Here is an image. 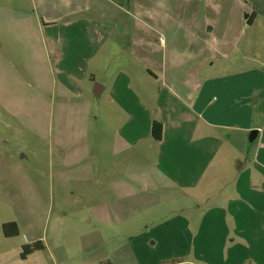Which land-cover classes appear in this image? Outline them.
I'll use <instances>...</instances> for the list:
<instances>
[{"label": "crops", "instance_id": "crops-1", "mask_svg": "<svg viewBox=\"0 0 264 264\" xmlns=\"http://www.w3.org/2000/svg\"><path fill=\"white\" fill-rule=\"evenodd\" d=\"M126 1L67 0L65 7L60 0L40 2L39 32L53 72L54 99L61 100L59 113L83 117V156L73 163L83 162V181L95 184L83 189L84 197H94L88 211L116 228L133 225L146 209L144 200L162 201L155 194L160 191L180 208L179 214L153 228L162 245H186L174 257L191 255L197 262L191 264H245L249 259V264H264V124H257L246 103L248 96L257 95L263 104L264 89L249 95L234 93L225 82L219 94L216 79H201V67L205 61L228 55L208 50L216 57L208 54L201 59L188 46L178 45L188 31L181 36L179 31L167 34L162 27L166 24L157 21L165 18L149 10L115 13L113 9L120 10ZM252 3L244 18L247 27L259 12L264 13V0ZM122 15L130 23L123 22ZM190 63L193 66L183 77H168L169 67L180 69ZM259 74L264 80V71ZM103 94L105 104L111 106L108 115L120 117L113 147L124 158L114 163L127 165V171L109 185L117 197L131 198L133 215L122 217L119 207L114 211L105 205L101 183L93 177L99 161L94 165L90 161L89 125L94 116L90 98ZM51 109L55 112V103ZM153 121L162 125L159 141L151 136ZM252 131L257 136L250 144L247 135ZM138 184H142L139 191ZM190 201L198 205L190 206ZM211 201L214 204L202 214L193 213ZM84 202L89 205L87 199ZM191 212L189 218L186 214ZM139 260L140 264L154 262L146 254Z\"/></svg>", "mask_w": 264, "mask_h": 264}, {"label": "rangeland", "instance_id": "rangeland-1", "mask_svg": "<svg viewBox=\"0 0 264 264\" xmlns=\"http://www.w3.org/2000/svg\"><path fill=\"white\" fill-rule=\"evenodd\" d=\"M41 1L47 0H0V264H140L141 254L154 258L152 264L197 263L191 255L174 257L183 253L184 243H178V248L158 241L155 225L180 213L179 206L160 191L155 194L162 201L144 200L146 209L137 214L133 225L116 228L88 211L94 197H84L83 189L95 184L83 181V162L73 163L83 156V117L70 111L63 116L59 113L61 100L58 96L54 99L53 72L39 32ZM254 1L259 0H127L120 10H113L133 15L149 10L160 15L165 20L157 21L166 24L162 27L167 34L189 32L178 45L188 46L187 50L201 59L214 54L208 50H222L228 58L205 61L201 79H216L219 94L226 82L234 93L245 91L249 95L264 89L259 74L264 71V13L259 12L249 27L244 19ZM60 2L61 7L68 5L67 0ZM123 18L130 23L128 16ZM192 66L169 67L168 77L181 78ZM105 96L90 98L95 116L89 125L90 161L93 165L99 161L93 177L101 183L103 203L113 206L114 211L119 207L123 217L135 212L131 198L117 197L109 185L127 171V165L121 162L117 167L114 163L124 158L113 147L114 126L120 117L108 115L111 106L105 104ZM54 103L55 112L51 109ZM246 103L257 124L263 125L264 102L260 104L257 95H250ZM140 187L142 184L135 189ZM140 196L144 198L142 193ZM189 204L198 205L193 201ZM213 204L206 202L193 213L202 214ZM193 213L186 215L191 218ZM10 222L17 224L19 232L7 238L3 225ZM38 241L44 249L22 259L23 246ZM249 263L250 259L245 262Z\"/></svg>", "mask_w": 264, "mask_h": 264}, {"label": "trees", "instance_id": "trees-1", "mask_svg": "<svg viewBox=\"0 0 264 264\" xmlns=\"http://www.w3.org/2000/svg\"><path fill=\"white\" fill-rule=\"evenodd\" d=\"M247 23H250V19L247 21ZM161 134H162V125L160 122L153 121L152 123V139L154 141L161 140ZM8 229H12V231H8ZM3 231L4 235L7 238L14 237L18 235L19 229L15 222L6 223L3 225ZM44 246L43 244L38 241L30 245L23 246V251L21 253V258L26 259L27 256L32 254L35 251L43 250Z\"/></svg>", "mask_w": 264, "mask_h": 264}, {"label": "water", "instance_id": "water-1", "mask_svg": "<svg viewBox=\"0 0 264 264\" xmlns=\"http://www.w3.org/2000/svg\"><path fill=\"white\" fill-rule=\"evenodd\" d=\"M245 18H248V15L245 16ZM257 136V131H252L249 135V143L251 144L252 142H254L255 138Z\"/></svg>", "mask_w": 264, "mask_h": 264}]
</instances>
